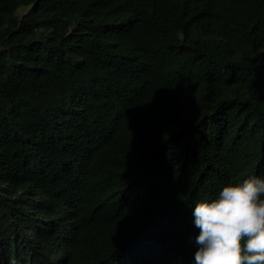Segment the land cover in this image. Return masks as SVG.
<instances>
[{"label":"trees","instance_id":"16d2710c","mask_svg":"<svg viewBox=\"0 0 264 264\" xmlns=\"http://www.w3.org/2000/svg\"><path fill=\"white\" fill-rule=\"evenodd\" d=\"M246 174L264 0H0V264H189Z\"/></svg>","mask_w":264,"mask_h":264},{"label":"clouds","instance_id":"9594fccd","mask_svg":"<svg viewBox=\"0 0 264 264\" xmlns=\"http://www.w3.org/2000/svg\"><path fill=\"white\" fill-rule=\"evenodd\" d=\"M198 229L189 264H264V174L222 184L191 204Z\"/></svg>","mask_w":264,"mask_h":264}]
</instances>
